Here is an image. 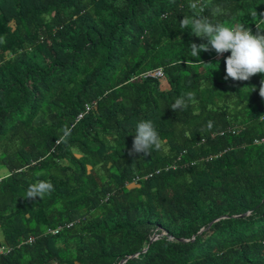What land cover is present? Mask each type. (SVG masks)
Segmentation results:
<instances>
[{"label":"trees","instance_id":"16d2710c","mask_svg":"<svg viewBox=\"0 0 264 264\" xmlns=\"http://www.w3.org/2000/svg\"><path fill=\"white\" fill-rule=\"evenodd\" d=\"M192 2L0 0V264H264V75L188 63ZM196 2L264 32V0ZM37 180L54 191L27 199Z\"/></svg>","mask_w":264,"mask_h":264},{"label":"clouds","instance_id":"9594fccd","mask_svg":"<svg viewBox=\"0 0 264 264\" xmlns=\"http://www.w3.org/2000/svg\"><path fill=\"white\" fill-rule=\"evenodd\" d=\"M190 6L195 10L194 13L191 16H183L179 25L181 28H188L190 26L192 35L202 41H206V43L199 45L192 43L189 45L191 56L197 59H195V63L191 61H188V63L193 66L204 65L205 67H211L214 65L205 63L199 59V53L214 51L217 56L230 53L224 60L226 80L232 79L234 81L245 82L249 81L256 74L264 75V34H262L264 32L256 31L253 34L249 27L241 23L224 24L219 21L214 22L213 19L202 14L204 9L202 6L198 7L196 0H193ZM221 14H226L224 9L216 7L213 15L218 16ZM253 15L257 16V13L253 12ZM261 16H264V13ZM260 22L264 23V19H260ZM142 74L140 78L147 79L143 78ZM157 80H163V78ZM259 95L261 98H264V79L260 81ZM195 96V92L191 91L182 94L175 99L171 110H185L189 106V103H197ZM87 111L89 110L86 108L85 112ZM80 117L81 115L78 116V119ZM209 126H211V123ZM66 135L67 132H65ZM159 145L160 137L154 123L151 120H140L135 128L132 152L136 154L142 153L144 156H147L151 149L158 148ZM53 191L54 186L50 180H37L26 189V197L27 199L39 197L42 200Z\"/></svg>","mask_w":264,"mask_h":264},{"label":"built area","instance_id":"2783aa9c","mask_svg":"<svg viewBox=\"0 0 264 264\" xmlns=\"http://www.w3.org/2000/svg\"><path fill=\"white\" fill-rule=\"evenodd\" d=\"M143 78H154V79H161L163 78V72L161 69H156L152 71L145 72L142 74Z\"/></svg>","mask_w":264,"mask_h":264},{"label":"rangeland","instance_id":"374dc122","mask_svg":"<svg viewBox=\"0 0 264 264\" xmlns=\"http://www.w3.org/2000/svg\"><path fill=\"white\" fill-rule=\"evenodd\" d=\"M3 173H4V171H2ZM3 173H1V174H3Z\"/></svg>","mask_w":264,"mask_h":264}]
</instances>
